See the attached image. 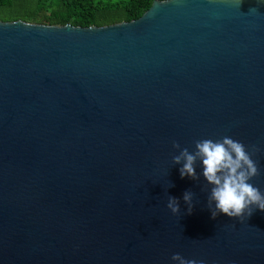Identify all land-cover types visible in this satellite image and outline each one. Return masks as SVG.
Returning a JSON list of instances; mask_svg holds the SVG:
<instances>
[{"label": "water", "instance_id": "95a60500", "mask_svg": "<svg viewBox=\"0 0 264 264\" xmlns=\"http://www.w3.org/2000/svg\"><path fill=\"white\" fill-rule=\"evenodd\" d=\"M225 135L257 146L264 191V0L0 20V264H264V210L212 218L211 186L172 161Z\"/></svg>", "mask_w": 264, "mask_h": 264}, {"label": "clouds", "instance_id": "9594fccd", "mask_svg": "<svg viewBox=\"0 0 264 264\" xmlns=\"http://www.w3.org/2000/svg\"><path fill=\"white\" fill-rule=\"evenodd\" d=\"M172 146L178 150V154L172 156V161L181 165V178L198 179L202 175L211 186L208 208L212 218L223 213L243 220L257 208L264 210V191L252 183V179L260 174L258 163L252 158L253 153L259 150L257 146L246 145L227 135L216 139H197L191 151L176 141ZM198 161L200 173L197 172ZM193 195L189 190L183 193L188 213L193 208ZM167 207L173 214L178 213L179 198L168 196ZM171 260L176 264H205L203 260L187 259L180 253H173Z\"/></svg>", "mask_w": 264, "mask_h": 264}, {"label": "trees", "instance_id": "16d2710c", "mask_svg": "<svg viewBox=\"0 0 264 264\" xmlns=\"http://www.w3.org/2000/svg\"><path fill=\"white\" fill-rule=\"evenodd\" d=\"M153 0H0V20L102 26L138 18Z\"/></svg>", "mask_w": 264, "mask_h": 264}, {"label": "rangeland", "instance_id": "374dc122", "mask_svg": "<svg viewBox=\"0 0 264 264\" xmlns=\"http://www.w3.org/2000/svg\"><path fill=\"white\" fill-rule=\"evenodd\" d=\"M113 1H117V0H113Z\"/></svg>", "mask_w": 264, "mask_h": 264}]
</instances>
